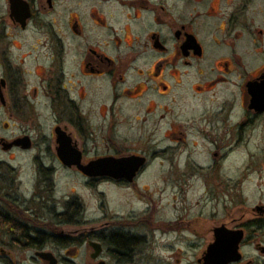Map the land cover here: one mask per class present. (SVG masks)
<instances>
[{
    "label": "flooded vegetation",
    "instance_id": "obj_1",
    "mask_svg": "<svg viewBox=\"0 0 264 264\" xmlns=\"http://www.w3.org/2000/svg\"><path fill=\"white\" fill-rule=\"evenodd\" d=\"M5 11L0 108L38 125L37 111L48 110L52 126L44 140L53 149L34 158L52 157L103 198L95 215L97 206L76 193L59 199L49 183L37 184L29 197L7 188L0 195V264H185L196 247L193 263L207 264L219 227L244 233L241 259L228 264H255L244 261L241 246L247 232L264 235V210L257 209L264 199L251 206L258 218L237 225L228 213L202 229L197 215L186 221V238L171 228L179 219L154 216L153 194L137 180L160 160L169 170L183 167L174 189L183 188L186 175L206 171L218 189L210 197L234 201L243 178L221 175L264 173V0H7ZM26 135L30 147H14L34 148L31 134L17 137ZM61 135L78 163L62 161ZM106 157L142 161L132 179L79 167ZM55 169L39 162V175ZM103 182L139 206L111 210ZM171 229L185 246L167 242V252L155 256L151 239ZM202 235L210 238L203 250L194 240Z\"/></svg>",
    "mask_w": 264,
    "mask_h": 264
},
{
    "label": "rangeland",
    "instance_id": "obj_2",
    "mask_svg": "<svg viewBox=\"0 0 264 264\" xmlns=\"http://www.w3.org/2000/svg\"><path fill=\"white\" fill-rule=\"evenodd\" d=\"M6 9L7 0H0V22L9 21L7 14H5ZM37 112L39 114L42 113V116L39 117L42 125L22 122L17 118V111L9 112L0 108V139L4 137L12 140L17 136H22L24 133H29L34 136L36 143L30 151H25L20 147L4 150L0 144V195L7 188L13 187L17 190L15 191L16 193L25 194L29 197L37 184L49 183V186L55 189L54 194L59 199L72 193L79 194L87 204L97 206L95 207L96 212L94 214L100 215L101 213L97 208L100 199L103 197L98 191L87 190L85 188V178L60 168L58 162L52 157L34 158L35 152L39 150L48 151L53 149V143L50 140L46 142L44 140L50 136L52 126L50 112L48 110H39ZM39 162L53 165L56 169L51 173L39 175ZM200 162L203 165H207L208 159L202 156ZM169 167L170 163H160V160H155L140 175L137 182L145 184L146 188L148 187L150 190L148 193L153 194V213L156 218L169 220V222H176L179 219L180 223L171 224V228H177V231H180V237H189L186 234L183 235V233H188V228H185L186 221L192 220L194 222L197 215H201L200 225L203 226L202 229L210 226L215 219H226L228 213L232 215L234 225L248 219L258 218V215L251 211V206L259 199H264V173H249L246 175L230 173L221 175L222 179L234 178V180H238L243 178V182H240L241 184L238 186V189L232 190L235 200L231 201L228 199L229 197L221 196L217 198L218 200L215 199V195L210 197V194L216 193L218 189L217 185H215V179L211 174L206 173V171H200L194 175H186V178L189 177L183 188L175 187L174 189L172 183L176 179L181 181L184 177L183 167L178 169L173 168V170H169ZM99 188L106 192L107 202L113 211L124 213L131 207L139 206L134 196L131 198V195L127 191L121 190L109 182H103ZM175 193L178 195L177 200L174 198ZM237 196L245 198L246 202L238 201ZM127 198H131V200L127 202ZM256 235L252 232L246 233L247 242L241 246L245 256L244 261L253 259L255 264H264V253L257 248V243L261 242L264 244V235ZM194 240L201 242L200 246L201 250H203L206 248L210 238L209 236L202 235L201 238H194ZM151 241L155 256H161L164 252H167V242L175 245L180 244V239L178 242V234H174L173 230L166 233L156 232ZM180 245L185 246V244ZM198 252L197 247L188 250L184 255L185 264H189L190 262L195 264L193 261Z\"/></svg>",
    "mask_w": 264,
    "mask_h": 264
},
{
    "label": "water",
    "instance_id": "obj_3",
    "mask_svg": "<svg viewBox=\"0 0 264 264\" xmlns=\"http://www.w3.org/2000/svg\"><path fill=\"white\" fill-rule=\"evenodd\" d=\"M58 151L60 152L62 161L67 165L78 163L79 158H74L70 155L71 148L69 147L68 137L59 136ZM0 144L4 150H9L14 146L29 148L31 145L30 136L17 137L12 141L0 139ZM140 159L135 158H115L106 157L91 161L85 166L79 167L89 175H109L112 177H127L132 179L135 176L140 164ZM257 209L264 210L263 206H258ZM215 240L208 247L205 254V262L207 264H228L232 261L241 259L239 251L240 243L243 240L244 233L242 230H229L225 227H219L216 230ZM264 251V246H262Z\"/></svg>",
    "mask_w": 264,
    "mask_h": 264
},
{
    "label": "trees",
    "instance_id": "obj_4",
    "mask_svg": "<svg viewBox=\"0 0 264 264\" xmlns=\"http://www.w3.org/2000/svg\"><path fill=\"white\" fill-rule=\"evenodd\" d=\"M0 222H1V220H0Z\"/></svg>",
    "mask_w": 264,
    "mask_h": 264
}]
</instances>
